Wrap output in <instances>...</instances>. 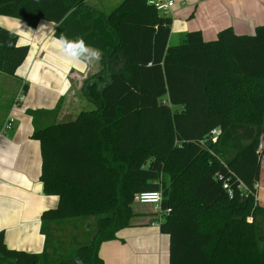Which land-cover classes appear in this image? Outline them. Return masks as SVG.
Returning a JSON list of instances; mask_svg holds the SVG:
<instances>
[{"label": "trees", "instance_id": "obj_1", "mask_svg": "<svg viewBox=\"0 0 264 264\" xmlns=\"http://www.w3.org/2000/svg\"><path fill=\"white\" fill-rule=\"evenodd\" d=\"M0 14L31 27L54 22L57 39L82 37L101 53L79 89L92 108L59 121V105L28 111L42 190L58 202L41 213L40 253L8 248L0 231V264H103L100 244L130 224L134 195L147 190L162 192L160 210L169 209L159 223L168 264H264L255 199L264 24L252 34L224 27L211 40L195 29L169 45L172 18L148 0H121L106 14L85 0H0ZM17 40L0 26V72L9 76L28 52Z\"/></svg>", "mask_w": 264, "mask_h": 264}, {"label": "crops", "instance_id": "obj_2", "mask_svg": "<svg viewBox=\"0 0 264 264\" xmlns=\"http://www.w3.org/2000/svg\"><path fill=\"white\" fill-rule=\"evenodd\" d=\"M120 1L85 3L106 14ZM169 15V45L181 42L188 31L195 29L201 31L204 40L214 39L224 27L238 34H252L256 26L264 24V0H174ZM42 23L47 27L36 31ZM0 25L13 31L19 44L28 45L17 76L0 72V231L8 248L40 253L44 247L40 216L45 209L55 207L58 199L42 190L40 144L32 137L33 121L28 111L51 110L59 105L52 114L54 121L73 117L69 114L73 92H79L86 76L99 69V61H65L54 36V22L41 20L31 27L23 20L0 14ZM24 84L27 88L23 93ZM20 93L24 96L18 101ZM9 117L13 125L2 131ZM261 173L255 199L264 207V168ZM135 204L139 203L132 204L130 224L118 230L115 239L100 244L98 253L103 264H168L169 236L160 232L159 224H152L160 223L168 209L150 218L143 216L145 209Z\"/></svg>", "mask_w": 264, "mask_h": 264}, {"label": "clouds", "instance_id": "obj_3", "mask_svg": "<svg viewBox=\"0 0 264 264\" xmlns=\"http://www.w3.org/2000/svg\"><path fill=\"white\" fill-rule=\"evenodd\" d=\"M46 23L39 25L36 31L46 28ZM59 53L65 61L72 64L91 63L100 61V50L92 48L82 37L68 38L61 34L58 37ZM162 199V192L154 191L142 194L145 203L158 204Z\"/></svg>", "mask_w": 264, "mask_h": 264}, {"label": "built area", "instance_id": "obj_4", "mask_svg": "<svg viewBox=\"0 0 264 264\" xmlns=\"http://www.w3.org/2000/svg\"><path fill=\"white\" fill-rule=\"evenodd\" d=\"M148 3L153 5L156 9H158L160 12H163L165 14H170L171 13V9L172 6L174 4V0H148ZM24 94L20 93L19 97L17 98V100H22L23 99ZM13 125V118L9 117L3 124L2 126V131H6L11 129ZM211 134L214 135L216 134V129L211 130ZM154 191H158V190H147V191H140L138 193H136L134 195V201L138 202L139 204H150V205H155V207L159 208L158 212L160 213V202L158 204H152V203H145L142 200V194L144 193H149V192H154ZM169 211V209H168ZM153 225H158L159 222H152Z\"/></svg>", "mask_w": 264, "mask_h": 264}, {"label": "rangeland", "instance_id": "obj_5", "mask_svg": "<svg viewBox=\"0 0 264 264\" xmlns=\"http://www.w3.org/2000/svg\"><path fill=\"white\" fill-rule=\"evenodd\" d=\"M78 93H79L78 90H74L72 101L70 103L71 110L69 111V114L74 115L73 117H75L76 114L82 109L87 110V109L92 108L91 104L88 103L87 101L81 99V97L78 95ZM77 95L79 96V99H77ZM70 119H71V117H70ZM135 205H136V208H144L145 209L146 212L143 215L145 217L157 218L159 216L158 209H157V207H155V205H150V204H144V205L135 204ZM133 217L134 216L131 217L130 222H131ZM80 236H81V234H80ZM63 239H64V242L66 243V245L70 243V239L68 238L67 235L64 236Z\"/></svg>", "mask_w": 264, "mask_h": 264}, {"label": "water", "instance_id": "obj_6", "mask_svg": "<svg viewBox=\"0 0 264 264\" xmlns=\"http://www.w3.org/2000/svg\"><path fill=\"white\" fill-rule=\"evenodd\" d=\"M235 218L240 219V217H235Z\"/></svg>", "mask_w": 264, "mask_h": 264}]
</instances>
